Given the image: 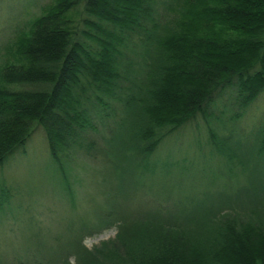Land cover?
Wrapping results in <instances>:
<instances>
[{"label": "trees", "instance_id": "16d2710c", "mask_svg": "<svg viewBox=\"0 0 264 264\" xmlns=\"http://www.w3.org/2000/svg\"><path fill=\"white\" fill-rule=\"evenodd\" d=\"M263 91L264 0L43 4L29 27L0 47V166L40 126L71 194L68 165L82 152L107 169L124 159L141 166L158 177L145 190L157 188L152 198L159 200L129 195L141 182L111 183L94 229L113 227L112 236L91 246L78 236L47 252L36 246L0 264H264V172L240 183L241 171L232 173L226 159L228 180L214 182L213 195L210 186L192 190V179L171 182L150 160L166 140L190 133L202 142L190 137L199 151L210 145L230 159L239 151L244 175L247 154L264 167V111L249 126L238 122ZM198 116L206 136L184 128ZM226 122L252 130L249 151L229 146ZM89 130L113 147L97 144ZM179 190L192 192L188 201L176 198Z\"/></svg>", "mask_w": 264, "mask_h": 264}, {"label": "rangeland", "instance_id": "374dc122", "mask_svg": "<svg viewBox=\"0 0 264 264\" xmlns=\"http://www.w3.org/2000/svg\"><path fill=\"white\" fill-rule=\"evenodd\" d=\"M50 1L53 0H0V47L10 41L20 29H27L31 19L40 13L43 4ZM76 9H82V5L78 4ZM224 95L226 96L227 93ZM263 111L264 91L247 106L246 113L238 118V122L249 126L261 119ZM196 119L197 122L184 128H192L199 135L206 136V122L200 116ZM226 123L229 125L227 133L230 135L229 146L233 149L241 144L244 151H249L252 145L251 138L254 136L252 130L234 125L232 122ZM222 125H219L217 132L222 129ZM95 132L97 131L89 130L86 135L88 137L94 135L97 144H101L102 133L95 136ZM43 134L42 128L37 126L22 149L16 151L0 166V196L4 194L2 196L4 202L0 204V260L2 261L23 257L31 251H28L29 249L36 246L43 252L58 245L67 247L69 240L78 236L87 246L112 236L115 232L113 227L94 229L97 214L106 205L104 199L112 186L111 183L117 184L122 180L128 184L138 185V182H141L145 184L141 190L147 189L146 184L153 187L158 184V177H147L151 174L143 171L139 165H131L125 159L122 165L107 169L109 166L107 164L104 166L100 159H92L87 154L77 152L67 171L74 188L71 194L51 157ZM190 137L196 145H202L195 135L186 133L166 140L161 150L155 153L156 158L150 159L157 161L156 171L163 172L171 182H176L177 179H192L194 182L192 190L200 191L203 187L210 186V191L214 195L217 190L213 183H219L221 177H226L228 180L229 171L224 166L226 159L228 163L235 165L231 169L232 173L236 170L241 171L240 183L247 182L248 174L255 178L260 171L264 172L261 159L254 154L243 156L247 162L246 175H244L241 166L237 164L242 158L239 156V151H231L232 159L211 149L210 145L209 148L199 151L193 146ZM101 146L109 148L106 143H102ZM148 159L149 156L147 161ZM144 166L147 167V164ZM106 172H110L108 179L110 181H106L107 175L105 179ZM141 190L133 188L128 190V193L134 195L138 202L147 199V203L151 204L159 200L152 198L154 193L157 194V188L149 186L148 190ZM232 190L225 189L226 192ZM147 193H150L149 196L145 195ZM190 193L192 192L189 190H179V196L176 195V198L183 199ZM183 201L188 200L183 199ZM166 206L168 207L169 204ZM89 230L91 232H88ZM83 233L85 234L82 236ZM26 251L28 252L25 253Z\"/></svg>", "mask_w": 264, "mask_h": 264}]
</instances>
